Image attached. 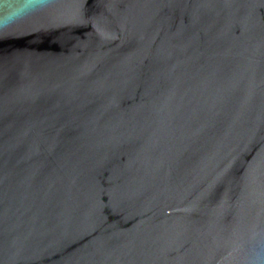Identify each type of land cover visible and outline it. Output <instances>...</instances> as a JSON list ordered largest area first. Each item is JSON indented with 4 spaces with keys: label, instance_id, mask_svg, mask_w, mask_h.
Returning a JSON list of instances; mask_svg holds the SVG:
<instances>
[{
    "label": "water",
    "instance_id": "obj_1",
    "mask_svg": "<svg viewBox=\"0 0 264 264\" xmlns=\"http://www.w3.org/2000/svg\"><path fill=\"white\" fill-rule=\"evenodd\" d=\"M261 240L264 0H51L0 31V264Z\"/></svg>",
    "mask_w": 264,
    "mask_h": 264
},
{
    "label": "clouds",
    "instance_id": "obj_2",
    "mask_svg": "<svg viewBox=\"0 0 264 264\" xmlns=\"http://www.w3.org/2000/svg\"><path fill=\"white\" fill-rule=\"evenodd\" d=\"M51 3V0H0V31ZM245 264H264V240L251 249Z\"/></svg>",
    "mask_w": 264,
    "mask_h": 264
}]
</instances>
